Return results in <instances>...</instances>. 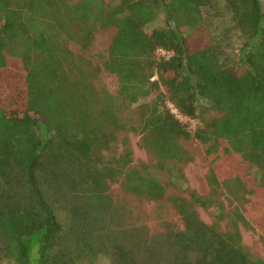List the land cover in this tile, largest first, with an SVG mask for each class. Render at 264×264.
<instances>
[{"label":"trees","instance_id":"16d2710c","mask_svg":"<svg viewBox=\"0 0 264 264\" xmlns=\"http://www.w3.org/2000/svg\"><path fill=\"white\" fill-rule=\"evenodd\" d=\"M199 25L214 31L191 49ZM106 27L100 66L70 49ZM1 93L12 104H0V264H264L238 228L264 234V0H0ZM129 131L154 163L132 164ZM188 140L210 159L208 184L243 186L256 218L235 208L208 224L196 207L214 198L189 191L168 196L183 227L150 232L112 196L118 182L163 199L184 181Z\"/></svg>","mask_w":264,"mask_h":264},{"label":"rangeland","instance_id":"374dc122","mask_svg":"<svg viewBox=\"0 0 264 264\" xmlns=\"http://www.w3.org/2000/svg\"><path fill=\"white\" fill-rule=\"evenodd\" d=\"M161 18L150 25L151 29L153 26L161 24ZM214 31V25L205 27L199 25L186 32L188 43L191 49H196L207 42L209 34L211 35ZM115 32L113 27H106L98 29L93 36V40L89 47L85 51H81L80 48L74 44H69L70 49L73 52H79L85 57L90 58L93 63H98L99 66L102 62L101 51H103L108 44ZM233 44L236 46L238 43L236 39H233ZM158 55H162L157 52ZM99 84L103 85L109 92L116 94L119 89L116 76L102 70L99 74ZM146 101V100H142ZM12 104L11 98L1 93L0 104L7 105ZM135 107L130 110H123V117L135 115ZM216 115L215 112H207L205 116ZM192 125L195 124L194 120H191ZM123 135V134H121ZM129 145L133 151L132 164L138 165L140 163H154L156 159L148 153L140 145V136L133 133L127 132ZM183 147L192 156V160L185 163L183 166L184 181L179 182V186L174 188L168 187L166 195L163 199L158 201H148L139 198L133 194L125 193L118 182L110 184V193L112 196L119 200L127 202V204L134 210V212L141 218L144 224L147 226L150 232L160 231L163 229L162 223L166 222L174 227L182 228L183 224L178 212L173 208L171 202L168 200V196L179 195L182 197H188L189 191H195L197 194L202 196H208L214 198V201L208 207L197 206L196 210L199 217L206 223L212 224L216 222V214L219 212L229 213L230 211L238 208L243 214L248 215L249 211L253 218H256V210H250V204L244 198L242 188L239 186H233L230 188L221 185L220 187L212 188L207 182V175L210 169V159H208L206 153L203 150L202 144L197 140H188L181 142ZM258 179V178H256ZM252 193V192H251ZM257 195H261V191H255ZM235 195L238 199H235ZM251 222V221H250ZM220 230L225 231L228 228L227 219L218 221ZM252 227L243 226L238 223V228L241 234V244L246 250H248L255 257H264V234L263 230L251 222ZM2 264H9L8 261L3 260ZM96 264H109L107 260H99Z\"/></svg>","mask_w":264,"mask_h":264},{"label":"built area","instance_id":"2783aa9c","mask_svg":"<svg viewBox=\"0 0 264 264\" xmlns=\"http://www.w3.org/2000/svg\"><path fill=\"white\" fill-rule=\"evenodd\" d=\"M159 53H161L162 55H166V56H169L171 54V52H167V51H164L162 49H158L157 50ZM172 107V106H170ZM173 112H175V110L172 108Z\"/></svg>","mask_w":264,"mask_h":264}]
</instances>
